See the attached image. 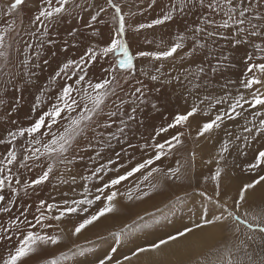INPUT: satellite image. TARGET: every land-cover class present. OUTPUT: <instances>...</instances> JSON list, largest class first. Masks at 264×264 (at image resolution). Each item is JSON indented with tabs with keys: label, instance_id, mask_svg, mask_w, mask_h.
Masks as SVG:
<instances>
[{
	"label": "snow or ice",
	"instance_id": "obj_1",
	"mask_svg": "<svg viewBox=\"0 0 264 264\" xmlns=\"http://www.w3.org/2000/svg\"><path fill=\"white\" fill-rule=\"evenodd\" d=\"M23 3L24 0H7L5 4H0V74L13 75L10 49L19 31L15 13ZM154 3L155 0H152L147 7L151 9ZM70 4L73 5L72 8L66 7ZM105 4L106 6H99L94 4L93 0H81L79 3L75 0H55V3L53 0H42V7L34 17V23L44 25V33L41 34L44 35L51 22L66 12L71 14L76 9L86 11L96 8L98 10L90 14L91 21H96L101 13L111 8L114 9L112 19L117 27L114 36L105 46L88 47L79 61L68 60L55 73L51 78L53 82L62 75L67 81L72 80L73 76L77 78L74 84L65 82L58 92L48 96L49 103L46 105V110L41 112L34 123L28 127L9 130L6 136L0 138V145L6 147V151L0 154V213L7 217L6 219L0 217V249L6 253L0 256V264H25V261L38 250L59 245L63 237L48 231L58 227V223L54 226L51 222H60L65 216L89 213V209L100 201L102 207L84 216L76 224L71 235H79L88 225L115 211V201L118 196H123L127 200L133 199L134 192H138L139 183L135 188H129L125 192H120L118 186L138 173L144 181L154 173H162L170 180L188 178L187 172L181 173V167H169L167 172H164L157 166V162L162 163L163 159L172 156L184 145L187 132L179 129H190V118L198 114L208 116L211 111H215L214 117L197 124V138L205 136L210 138L214 130L222 127L229 137L220 146L221 159L224 153L229 152L234 135L228 131L226 122L235 124L237 118H244V125H236L242 127L243 132L248 134L243 137L244 148L250 147L252 143H259L264 138V0H179L178 3L169 0L160 17L151 20L150 23H140L134 28L132 25H126V16H133L135 13L123 12L122 3L118 0H105ZM186 9L187 14H192L193 10L198 12V22L188 29L191 33L187 37L192 42L191 51H186L181 60L205 49L211 54L213 45L218 41H225L231 49H236L238 46L250 49L244 57L243 75L238 81L228 79L220 84L223 95H214L208 91L211 80L205 79L204 67H198L195 73L185 69L181 74L169 76L165 80H161V76L165 75L162 71L163 64L152 70L141 69L140 75L151 81L171 83L176 80L184 86V81L187 80L192 87L186 89L185 102L187 103L188 98L191 97V107L184 113H177L171 122H167L168 118L165 117V123L158 126L149 138H144L142 135L137 137L133 125L142 124L143 121H137L136 114L143 111L148 100L147 86L136 78L134 61L137 58H148L153 61L174 59V54L185 47L186 36L178 34L175 42L171 46H166V50L132 53L124 39L126 30L140 31L162 25L172 21L178 11L180 14H186ZM32 47L31 43L25 44L23 58L20 60L24 75L29 77L32 74L29 71L31 65L27 53ZM219 47L222 49L224 45ZM106 57H111V60L107 68H102L104 77L98 82L86 79L87 65ZM225 61L228 63L223 65L224 67H234L230 54H221L217 64L211 66V72L216 74L220 71ZM70 68L80 71H73L68 75ZM198 80L205 82L196 83L195 81ZM133 81L139 86L133 87ZM233 87H235V95L231 90ZM201 92L205 94L201 95ZM36 99L37 105L32 109L34 112L40 104V97ZM16 102L19 103V98ZM128 107L131 111H127ZM151 107L159 111L155 102ZM245 113L248 115L245 116ZM118 115L119 124L116 125L115 131H111L116 123L112 118ZM12 123L17 122L12 121ZM25 136L28 139L21 143L18 138ZM134 138L137 139L135 144L132 142ZM240 139L239 135L235 136V140ZM113 140L121 145L120 151L114 154L115 159L112 156L104 157L103 148L111 149ZM98 147L100 150L97 151ZM90 150L95 151V156H89L90 160L104 158L107 161L98 167H93L90 175L82 177L85 181L93 179L98 181V184L94 185L95 194L89 191L85 183L79 198L76 195L69 197L68 193H63L64 198L60 203H48L46 199H40L35 206V214L32 212V206L24 207L18 214L13 212L21 192L23 196L30 197V193H34L38 186L44 185L54 176L61 184H75L76 175L72 173L70 166L76 159L83 160ZM137 150L140 152L139 160L135 156ZM191 156L194 161L195 153ZM124 157L128 159L127 166ZM58 165H63L65 169L60 175L55 171ZM13 167H16L15 172ZM34 169H39L34 179L22 178L21 170L32 172ZM245 171L254 172L256 177L239 188L237 198L233 200L231 206L227 199L223 201L219 199L221 195L219 167L211 176L212 181L217 184L214 195H209L206 191L199 193L202 197L200 215L202 223H197L196 228L211 226L217 230V235L214 237L215 243L195 264H264V211L255 215L247 210L241 212L244 204L247 203V192L257 185L264 184V174H262L264 149L257 150L254 162L248 163ZM64 175L69 179H64ZM71 190L75 192V189ZM148 195V192H143L135 195V198L142 199ZM29 216H32L31 220ZM209 216L211 218H208ZM191 232V228H185L178 235L182 237ZM112 235L119 244L124 232L121 230ZM176 239L177 236L170 235L168 240H160L150 248L158 250L161 245ZM147 250L149 249L138 248L132 256ZM115 253L117 248L112 247L111 251L103 258H98L95 264H124L125 261L131 260V256L127 255L123 260L118 259L113 255ZM70 255H83V253H72L69 249L68 252H61L59 256L45 259L44 264H63L70 259Z\"/></svg>",
	"mask_w": 264,
	"mask_h": 264
},
{
	"label": "rangeland",
	"instance_id": "obj_2",
	"mask_svg": "<svg viewBox=\"0 0 264 264\" xmlns=\"http://www.w3.org/2000/svg\"><path fill=\"white\" fill-rule=\"evenodd\" d=\"M6 2L7 0H1L0 4H5ZM75 2L79 3L81 0H75ZM118 2L125 5L122 6L123 12L135 13L133 16H126V25H132L133 28L140 23H150L151 20L160 17L166 5L169 4V0H155L153 7L149 9L147 5L151 3L152 0H118ZM173 2L178 3L179 0H173ZM53 3H55V0H53ZM93 3L99 6H106L105 0H93ZM41 7L42 0H24L22 6L15 13L19 31L10 49L12 57L11 71L13 75L8 76L0 74V101H3L0 103V138L6 136L9 130H15L18 127H28L34 123L41 112L46 110V105L49 103L48 96L58 92L59 88L65 82L68 83L65 77H61L58 82H53L52 79L48 77L43 78L42 70L39 71L37 82L30 83L25 81L19 66L22 52L21 48H24L25 44H39V47H37L35 51L43 54V59L41 60L42 65L46 60L65 57L67 53H63L62 49L63 47L66 49L74 48L72 42L77 44V47L83 51L82 55H84L88 47H103L110 42L115 34L117 25L112 19L114 9L108 8L106 12L100 14L96 21H91L90 14H94L98 9L90 8L86 11L76 9L71 14L66 12L52 21L47 28V33L41 35L44 33V25L33 22L35 15ZM66 7L72 8L73 5L70 4ZM185 13L186 14H180L178 11L172 21H167L153 28H146L140 31H133L131 29L126 30L124 39L129 45L132 53L137 51L166 50V46H171V44L175 42L178 34H184L186 36V43H184L185 47L178 50L176 53L177 55L174 54L175 61L174 59H169L160 62L148 58H137L134 61L136 66V78L147 86L146 95L148 100L143 111L136 114V120L143 121L142 124L137 123L133 125L137 137L142 135L144 138H149L154 134L158 126L165 123V117L168 118L167 122H171V119L177 113H180L177 112V104L179 102L176 103V100L173 99L172 92L176 89V93L178 94L177 86L183 88V86L175 80H173L174 83L172 81L171 84L151 81L140 75L141 69L152 70L154 67H159L163 63L164 71L163 69L162 71L165 75L161 76V80H165L169 76L181 74L187 68L204 67L206 73L205 79L211 80L208 91L214 95H223L219 87L220 84H223L228 79L238 81L243 75L245 68L244 57L250 49L245 46H238L236 49H231L225 41H218L216 45H213L211 54L205 49L193 56L186 57L183 61L181 60V57L184 56L186 51H191L192 42L187 39L191 33L188 32V29L198 22V12L196 10H193L192 14H187L188 10L186 9ZM33 33H35V35H33ZM69 33H72V35H69ZM201 40H203V37H201ZM161 42H163L162 45ZM158 45H160V47H158ZM220 45H224V47L221 49L219 47ZM53 53H55V55H53ZM221 53L223 55L230 54L231 63L234 67H224L223 65L228 63L225 61L220 71L213 74L211 72V66L217 64ZM199 54L201 55L199 56ZM85 59H87V57ZM110 60L111 57H106L89 64V68L96 67L98 72L96 74H90L91 76H87V79L98 82L103 78L105 74L102 72V68H107ZM201 75L204 76L205 74ZM181 79H183V76H181ZM195 82L203 84L205 80H198ZM135 86L139 85H136L133 81V87ZM191 87L188 81L185 80L184 89H190ZM172 88L174 89L172 90ZM17 89H20V91H17ZM156 89H159V91ZM192 90L194 91L195 89ZM231 90L235 95V87ZM203 94L205 93L201 92V95ZM38 96L40 97V104L34 112L32 109L34 105H37L36 98ZM17 98H19V103L16 102ZM189 100L191 104V97H189ZM153 102L157 104L159 111L152 109L151 104ZM204 107H206V105ZM245 107H247V105H245ZM127 111H131V108L128 107ZM214 115L215 111L213 110L208 116L198 114L195 116L197 118H190L191 128L187 130L179 129L180 131L187 132L184 138V145L180 147L178 151L174 152L172 156L163 159L162 163L157 162V166L161 167L164 172H167L169 167H181V173L187 172L189 174V177L186 178L188 179L187 183H185L184 179L170 180L166 178L168 180L167 186L158 191L157 184L152 183V181L160 182L161 180V182H164V179L161 178L164 177L162 173H154L147 181H144L143 177L138 173L134 177L129 178L130 181H125L122 185L118 186L121 192L120 189L123 186L125 187V184H131V182L135 183L139 180L143 185H139V190L138 192H134L132 200H127L123 196H118L116 199L117 201H115V211L108 213V215L106 214L91 225H88L77 236L71 235L75 225L79 223L84 216L94 212L98 207H102L103 205L100 201H97L92 208L89 209V213L65 216L60 222L52 221L51 223L54 226L58 223V227H54L48 231L53 234H60L63 237L61 243L57 247L49 246L47 249L38 250L36 254H33L32 257L25 261V264H44L45 259L59 256L61 252H68L69 249H71L72 253L82 252L83 255H70V259L64 261L63 264H95V261L108 254L112 247L117 248V253L113 255L118 259L123 260L125 255L131 256V260L125 261L124 264H146L148 256L152 253H157L163 262L164 260L169 262L166 264H195L196 261L203 257L208 248L215 243L214 237L217 235V230L211 226L196 228L197 223H202L200 220L202 197L199 193L201 191H206L209 195H214L216 192L217 184L211 179V176L215 173V165L213 166L212 163L221 159L220 146L229 139L223 127L214 130L210 138L208 136L201 138L196 137L197 124L211 119ZM244 115L247 116L248 113ZM124 118L126 119V117ZM112 119L116 123L113 125L111 131H115L116 125L119 124L120 116L118 115ZM12 121H16L17 123L14 124ZM237 124L244 125V118H237L235 124L226 122L228 131H231L234 135L232 137L233 142L229 147V152L224 153L223 159L227 157L225 160L228 161V167L231 170L241 171L243 175L241 176L242 178L234 181L232 185L225 184L221 188L219 186V191L221 193L219 199L221 201L227 199L230 206L233 200L237 198L239 188L242 187L244 183L250 182L251 179L256 177L254 172L245 171V166L248 163L254 162V156L258 149H264V138L261 139V142L252 143L250 147L244 148L245 142L243 137L248 134L243 132L242 127H237ZM237 135L241 137L239 141L235 140V136ZM27 139V136L18 138L21 143ZM132 142L135 144L137 139L134 138ZM111 143V149L103 148L104 157H115L114 153H116L119 147L117 152L120 151V144L115 140ZM237 149H240V151ZM96 150L98 151L100 148L98 147ZM5 151L6 147L0 145V154H3ZM241 152L244 154H241ZM192 153H195L194 161L191 156ZM89 156H95V151L90 150L88 154L84 156L83 160L76 159L73 165L70 166L72 173L76 175L75 184L69 183L67 186L53 188L54 181L58 180L57 177L54 176L50 178V181L45 182L44 185L38 186L35 191L36 193H30V197L23 196L21 192L20 198L13 207V212L18 214L24 207L32 206V212L35 214V206L40 199H46L48 203H60L64 198L63 193H68V196L76 195L77 198H79V194L83 192L85 183H87L89 191L95 194L94 185H97L98 181L95 179L85 181L82 177L90 175L93 167H98L100 164L106 163L107 161L104 158L103 160L102 158L90 160ZM135 156L137 160L140 159V152L138 150ZM127 162L128 159L124 157L126 166L128 164ZM63 167V165L57 166L55 169L57 175L65 172ZM109 167H112V165H109ZM13 171H16V167H13ZM38 172L39 169H34L32 172L21 170L22 178L29 180L34 179ZM66 176L67 175H64V179H69V177ZM205 182L210 184H205ZM124 187L123 191L125 192L126 190ZM71 189H75V192ZM143 192H148L149 195L142 199L135 198V195L142 194ZM246 198L247 203L244 204L241 212L247 210L250 214L255 215L264 211V184L257 185L254 189H250L246 194ZM0 217L4 219L7 218L5 214L2 213H0ZM208 218L211 217L209 216ZM29 219L31 220L32 216H29ZM106 221L109 223L106 224ZM185 228H191L192 232L182 237L179 236L178 233L184 231ZM61 229L63 230L62 232ZM121 230L124 232V237L121 239L120 243L117 244L112 234L120 232ZM206 231L213 232V237L203 241L198 246L196 252L188 253V250L184 246V241L186 243L190 241L195 242L200 238V235ZM170 235L177 236V239L161 245L158 250H151L150 246L152 244H158L160 240H168ZM141 247L149 250L139 252L136 256H132V253ZM5 254L4 250L0 249V256ZM163 262H160V264H164Z\"/></svg>",
	"mask_w": 264,
	"mask_h": 264
},
{
	"label": "bare ground",
	"instance_id": "obj_3",
	"mask_svg": "<svg viewBox=\"0 0 264 264\" xmlns=\"http://www.w3.org/2000/svg\"><path fill=\"white\" fill-rule=\"evenodd\" d=\"M0 2H1V0H0ZM122 6H125V5H123L122 4ZM124 8V7H123ZM126 8V7H125ZM106 33V32H105ZM69 40V39H68ZM70 40H72V39H70ZM186 40V39H185ZM185 40H184V43H186L185 42ZM62 41V40H61ZM189 41V40H188ZM188 43V42H187ZM32 45H33V47L32 48H30V49H28V55L30 56V61H29V64L31 65V67H30V69H29V71H30V73L32 74L30 77L29 76H25L24 75V69H23V66H20V63H19V66H20V70H21V73H22V76L24 75V80L25 81H27V82H30V83H34V82H37L38 81V75H39V71L40 70H42L43 71V78H45V77H48V78H52L53 76H55V73L57 72V71H59L60 70V68L63 66V64L64 63H66L68 60H71L72 58V60H76V61H79V58H80V56H82V53H83V51L81 50V49H79L78 47H77V44H75L74 42H72V45H73V47L74 48H65V47H63V49H62V51H63V53H67V55L65 56V57H61V58H54V59H49V60H46L47 61V63H45V61H44V64H42L41 65V60L43 59V54H41V53H39V52H37V51H35V50H37V47H39V44L38 43H31ZM58 47V46H57ZM22 49V52H23V48H21ZM21 52V55H20V60L23 58V53ZM222 54V53H221ZM177 55V54H176ZM201 54H199V56H200ZM171 60V59H170ZM174 61H175V59H174ZM161 62V61H160ZM164 62V61H163ZM169 62V61H168ZM173 62V61H172ZM59 63H60V66H59ZM155 64V63H154ZM158 64V63H157ZM156 64V65H157ZM163 64V63H162ZM155 65V66H156ZM164 65V64H163ZM81 67H84V65H81ZM197 69H198V67H196V68H187V70H190L191 72H193V73H195L196 71H197ZM86 70H87V72H88V76H91L90 74H96L97 72H98V69L96 68V67H91V68H89V65H87V68H86ZM172 70V69H171ZM178 70V69H177ZM184 70V69H183ZM73 71H76V72H79L80 70L79 69H75V68H70L69 69V71H68V75H71V73L73 72ZM163 71H164V69H163ZM171 75V74H170ZM61 77H63V75L61 76ZM61 77H58L57 79H56V82H58V81H60V79H61ZM77 77H75V76H73L72 77V80H70V81H68V83H74L75 82V79H76ZM87 79V78H86ZM176 81V80H175ZM173 83H174V81H173ZM171 84V83H170ZM169 84V85H170ZM168 85V86H169ZM181 85V84H180ZM176 86V85H175ZM169 88V87H168ZM167 88V89H168ZM177 88H178V94L176 93V89L172 92V94H173V99L174 100H176V103L177 102H179L177 105V112H180V113H184V112H186L187 110H189L190 109V107H191V104H190V100H189V98H188V102L186 103L185 102V97H186V95H187V92H186V88L184 89V86H183V88H181V87H178L177 86ZM174 88H172V90H173ZM170 90V89H169ZM168 90V91H169ZM185 91V92H184ZM195 91V90H194ZM184 92V93H183ZM171 93V92H170ZM195 118H197V117H195ZM120 148V147H119ZM119 148H118V150H119ZM116 149H117V147H116ZM118 150H116V152L118 151ZM104 153V152H103ZM111 154V153H110ZM115 154V153H114ZM107 155V154H106ZM112 155V154H111ZM113 158H115V157H113ZM227 158V157H226ZM225 158V159H226ZM124 159V158H123ZM225 159H220V160H217V161H219V163H217V161H215V162H213L212 163V165L214 166L215 165V172H216V170H217V168L219 167L220 169H221V176H220V178H219V186H220V188L223 186V185H225V184H230V185H232V183L234 182V181H237V180H239L240 178H242L241 176L243 175V173L241 172V171H237V170H231L229 167H228V165H227V162L228 161H226ZM102 160H103V158H102ZM128 163V162H127ZM64 168V167H63ZM214 168V167H213ZM196 169H197V167H196ZM62 170V169H61ZM214 170V169H213ZM64 171V170H63ZM213 173H214V171H213ZM67 177V176H66ZM161 178H163L164 179V182H161V180H160V182H158V181H152V183H155V184H157V189H158V191H159V189H161V188H164V187H166L167 186V184H168V180L166 179V177L164 178V177H161ZM185 180V183H187L188 182V179H184ZM128 181H130V180H127V182ZM126 182V183H127ZM215 182V181H214ZM213 182V183H214ZM137 183H139V185H143V184H141L140 182H139V180L137 181V182H135V183H132L131 182V184H125V187H124V189L125 190H127V188L129 189V188H135L136 187V185H137ZM204 183V182H203ZM134 184H136V185H134ZM205 184H210V183H206L205 182ZM68 184H61V183H59V181L58 180H56V181H54V184H53V188H57V187H60V186H67ZM70 186V185H69ZM123 187L120 189L121 190V192H124L123 191ZM141 190H144L143 188H140ZM40 190H41V188H40ZM139 190V189H138ZM39 191V190H38ZM36 193V192H35ZM69 196H71V195H69ZM72 197V196H71ZM117 201V200H116ZM120 203V202H119ZM138 210V209H137ZM112 213V212H111ZM145 213V212H144ZM108 215V214H107ZM139 215H141V214H139ZM109 218V217H108ZM104 219V218H103ZM161 220V219H160ZM106 224H108L107 223V221L105 222ZM71 226V225H70ZM76 226V225H75ZM66 230V229H65ZM70 230H72V229H70ZM73 231V230H72ZM97 231H98V229H97ZM58 233V232H57ZM68 233V232H67ZM87 234V233H86ZM108 234V233H107ZM103 235H104V233H103ZM213 237V232H211V231H206V232H204V233H202L201 235H200V238L197 240V241H195V242H192V241H190V242H188V243H186L185 241H184V246H185V248L188 250V253H190V252H196L197 251V249H198V246L203 242V241H205V240H207V239H211ZM58 246V245H57ZM56 246V247H57ZM53 250V249H52ZM60 250V249H59ZM52 252V251H51ZM161 260V261H160ZM151 262H152V264H160V262L162 263L163 262V260L159 257V255L157 254V253H152V254H150L149 256H148V260H146V264H151ZM159 262V263H158ZM164 264H166V263H169L168 261H165L164 260V262H163Z\"/></svg>",
	"mask_w": 264,
	"mask_h": 264
}]
</instances>
